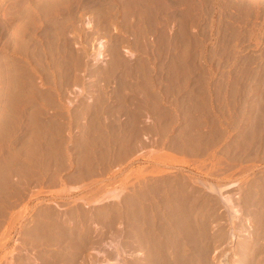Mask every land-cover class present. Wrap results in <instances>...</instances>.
Returning <instances> with one entry per match:
<instances>
[{"label":"rangeland","instance_id":"rangeland-1","mask_svg":"<svg viewBox=\"0 0 264 264\" xmlns=\"http://www.w3.org/2000/svg\"><path fill=\"white\" fill-rule=\"evenodd\" d=\"M243 106L264 0H0V264H264Z\"/></svg>","mask_w":264,"mask_h":264},{"label":"bare ground","instance_id":"bare-ground-1","mask_svg":"<svg viewBox=\"0 0 264 264\" xmlns=\"http://www.w3.org/2000/svg\"><path fill=\"white\" fill-rule=\"evenodd\" d=\"M250 4V3H249ZM246 5V4H245ZM251 5V4H250ZM254 7V6H253ZM258 7V6H257ZM254 10V9H253ZM260 11V10H259ZM255 16H257V15H255ZM246 19V18H245ZM244 28V27H243ZM244 41V40H243ZM245 69V68H244ZM245 74V73H244ZM254 76V75H253ZM245 78V77H244ZM255 80V79H254ZM244 101V100H243ZM242 101V102H243ZM245 102V101H244ZM243 102V103H244ZM246 103V102H245ZM244 103V105H245V107L247 106L246 104ZM257 105V104H256ZM258 106V105H257ZM253 107V106H252ZM243 110H242V115H241V128H242V130H243V132H244V134L246 135V136H248V137H256V136H262L261 134L264 132V117H261V115H259V113L257 112V110H255L254 108L250 111V112H248V111H244V106H243V108H242ZM246 109V108H245ZM264 110V109H263ZM264 114V113H263ZM262 114V115H263ZM258 138V137H257ZM177 184V183H176ZM236 184V183H235ZM235 184H232V185H229V186H227L226 188L224 187V188H222V189H220V190H215L218 194H220V196H221V199H222V203H224V207L226 206L227 207V209L229 210V212H230V214L232 215V213H233V211H234V202L230 199V197L229 196H225V195H223V193H222V190L223 189H227V188H231V187H233V186H236ZM168 185V184H167ZM173 186V185H172ZM179 187H180V185H179ZM213 187V186H212ZM207 188V187H206ZM209 188V187H208ZM214 188V187H213ZM173 189V188H172ZM212 188H210V190H211ZM218 189V188H217ZM168 190V189H167ZM213 190V189H212ZM173 191V190H172ZM177 191V190H176ZM151 192V191H150ZM215 192V193H216ZM156 193H157V191H156ZM222 193V194H221ZM177 196V195H176ZM219 196V195H218ZM132 197V196H131ZM148 197V196H147ZM136 198V197H135ZM149 198V197H148ZM158 198V197H157ZM131 199V198H130ZM220 200V199H219ZM184 201V200H183ZM221 201V200H220ZM130 202V201H129ZM134 202V201H133ZM133 202H131V203H133ZM137 203V202H136ZM145 204V203H144ZM128 205V204H127ZM135 205V204H134ZM137 205V204H136ZM176 205V204H175ZM143 206V205H142ZM158 206V205H157ZM174 206V205H173ZM134 207V206H133ZM178 207V206H177ZM141 208V207H140ZM147 208V207H146ZM182 208V207H181ZM157 209V208H156ZM161 210V209H160ZM185 210V209H184ZM134 211V210H133ZM166 211H168V210H166ZM159 212V211H158ZM187 212V211H186ZM143 213V212H142ZM156 213V212H155ZM168 213V212H167ZM180 213V212H179ZM132 214V213H131ZM182 214V213H181ZM129 215H130V213H129ZM152 215V214H151ZM161 215V214H160ZM183 215H185V214H183ZM133 216V215H132ZM197 216V215H196ZM139 217V216H138ZM186 217V216H185ZM157 218V217H156ZM166 218V217H165ZM162 219V218H161ZM174 219V218H173ZM180 219V218H179ZM127 220V219H126ZM148 220V219H147ZM156 220V219H155ZM185 220H186V218H185ZM193 220H195V219H193ZM131 221V220H130ZM133 223V222H132ZM172 223H174V222H172ZM192 224V223H191ZM127 225V224H126ZM163 225H165V224H163ZM188 225H189V222H188ZM197 225V224H196ZM193 226H194V224H193ZM129 227V226H128ZM131 227V226H130ZM149 228V227H148ZM151 228V227H150ZM187 228V227H186ZM152 229V228H151ZM161 229V228H160ZM167 229V228H166ZM199 229V228H198ZM163 230V229H162ZM168 230V229H167ZM171 230V229H170ZM134 231H137V229L136 230H134ZM179 231V230H178ZM182 231V230H181ZM147 233V232H146ZM152 233V232H151ZM158 233V232H157ZM168 233V232H167ZM136 234V233H135ZM145 234V233H144ZM79 235V234H78ZM125 235V234H124ZM128 235V234H127ZM131 235V234H130ZM138 235V234H137ZM147 235V234H146ZM154 235V234H153ZM184 235V234H183ZM195 235V234H194ZM60 236V235H59ZM67 236H68V234H67ZM136 236V235H135ZM134 236V237H135ZM141 236V235H140ZM162 236V235H161ZM196 236V235H195ZM206 236V235H205ZM77 237V236H76ZM127 237V236H126ZM174 237V236H173ZM208 237V236H207ZM41 238V237H40ZM51 238H53V237H51ZM59 238V237H58ZM67 238H70V237H67ZM115 238V237H114ZM130 238V237H129ZM128 238V239H129ZM39 239V238H38ZM42 239V238H41ZM73 239V238H72ZM81 239V238H80ZM120 239V238H119ZM127 239V240H128ZM219 239V238H218ZM261 239V238H260ZM60 240V239H59ZM69 240V239H68ZM121 240V239H120ZM132 240V239H131ZM137 240V239H136ZM157 240V239H156ZM173 240V239H172ZM188 240V239H187ZM193 240V239H192ZM200 240V239H199ZM215 240V239H214ZM42 242H43V240H41ZM51 241V240H50ZM134 241H135V239H134ZM144 241V240H143ZM170 241H171V239H170ZM186 241V240H185ZM38 242V241H37ZM47 242V241H46ZM57 242V241H56ZM60 242V241H59ZM112 242V241H111ZM115 242V241H114ZM137 242H138V240H137ZM157 242V241H156ZM164 242V241H163ZM61 243V242H60ZM75 243V242H74ZM133 243V242H132ZM141 243V242H140ZM148 243V242H147ZM251 243V242H250ZM55 244V243H54ZM71 244V243H70ZM123 244V243H122ZM127 244V243H126ZM155 244V243H154ZM187 244H189V243H187ZM192 244V243H191ZM214 244V243H213ZM253 244H255V243H253ZM48 245V244H47ZM46 245V246H47ZM56 245H58V244H56ZM55 245V246H56ZM62 245V244H61ZM112 245H113V243H112ZM140 245V244H139ZM195 245V244H194ZM204 245V244H203ZM202 245V246H203ZM70 246V245H69ZM154 246V245H153ZM256 246V245H255ZM58 247V246H57ZM62 247V246H61ZM72 247V246H71ZM80 247V246H79ZM118 247H119V245H118ZM127 247H129V246H127ZM208 247V246H207ZM247 247V246H246ZM65 248V247H64ZM70 248V247H69ZM81 248V247H80ZM131 248V247H130ZM142 248V247H141ZM144 248H145V246H144ZM188 248V247H187ZM197 248V247H196ZM203 248V247H202ZM62 249V248H61ZM72 249V251H73V247L71 248ZM82 249V248H81ZM116 249V248H115ZM173 249V248H172ZM183 249V248H182ZM249 249V248H248ZM77 250H78V248H77ZM118 250V249H117ZM120 250V249H119ZM118 250V251H119ZM191 250V249H190ZM75 251V250H74ZM117 251V252H118ZM121 251V250H120ZM128 251H130V250H128ZM154 251V250H153ZM166 251V250H165ZM192 251H193V249H192ZM208 251V250H207ZM179 252V251H178ZM200 252H203V249H202V251H200ZM70 253V252H69ZM82 253V252H81ZM122 253V252H121ZM124 253V252H123ZM165 253V252H164ZM211 253V252H210ZM141 254H142V251H141ZM146 254V253H145ZM148 254V253H147ZM151 254V253H150ZM174 254V253H173ZM187 254V253H186ZM208 254V253H207ZM80 255H82V254H80ZM79 255V256H80ZM117 255V254H116ZM165 255H166V253H165ZM164 255V256H165ZM184 255V254H183ZM126 256V255H125ZM134 256V255H133ZM143 256V255H142ZM151 256V255H150ZM180 256V255H179ZM178 256V257H179ZM254 256V255H253ZM66 257V256H65ZM122 257V256H121ZM132 257V256H131ZM146 257V256H145ZM159 257V256H158ZM186 257V256H185ZM74 258V257H73ZM153 258H155V257H153ZM160 258V257H159ZM164 258V257H163ZM248 258V257H247ZM148 259V258H147ZM199 259V258H198ZM209 259V258H208ZM245 259V258H244ZM250 259V258H249ZM68 260V259H67ZM74 260H77V259H74ZM127 260V259H126ZM169 260V259H168ZM188 260V259H187ZM196 260V259H195ZM255 260V259H254ZM79 261V260H78ZM128 261V260H127ZM142 261V260H141ZM149 261V260H148ZM147 261V262H148ZM166 261V260H165ZM165 261H164V263H165ZM191 261H193V260H191ZM259 261V260H258ZM66 262V261H65ZM158 262V261H157ZM172 262V261H171ZM184 262V261H183ZM209 262H211V261H209ZM132 263H134V261L132 262ZM139 263V262H138ZM141 263V262H140ZM144 263V262H143ZM150 263V262H149ZM161 263V262H160ZM192 263V262H191ZM195 263V262H194ZM205 263V262H204ZM31 264V263H30ZM116 264V263H115ZM158 264V263H157ZM169 264V263H168ZM172 264V263H171ZM177 264V263H176Z\"/></svg>","mask_w":264,"mask_h":264}]
</instances>
